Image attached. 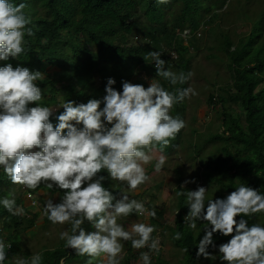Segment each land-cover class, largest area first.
<instances>
[{
  "label": "clouds",
  "instance_id": "clouds-1",
  "mask_svg": "<svg viewBox=\"0 0 264 264\" xmlns=\"http://www.w3.org/2000/svg\"><path fill=\"white\" fill-rule=\"evenodd\" d=\"M240 1H226L222 10L234 4L227 22L240 19ZM156 2L167 4L169 0ZM25 8V3L0 0V61L16 60L25 51V35H34ZM199 31L195 33L197 38ZM187 33L184 31L182 36ZM162 55L152 50L143 59H150L156 77L170 86H187L194 73L166 68ZM169 57L175 59L176 52L170 51ZM147 73L137 67L133 78L144 82L149 80ZM44 78L41 71L19 64L0 66V167L11 184L25 188L22 197L8 192L0 205L11 216H24L25 210L32 212L38 202L35 193L39 191L30 190L35 191L41 184L49 190L58 189L63 193L57 195L59 202L48 198L42 211L52 225L68 226L58 234L65 249L87 257L85 264H121L122 242H130L135 250L147 249L140 252V260L152 264V255L162 250L160 238L153 236L156 226L134 222L125 227L119 221L132 215L156 217V206L148 208L128 193L150 180L152 167L145 165L155 160V173L164 169L168 159L164 150L172 141H179L177 135L186 127L185 120L172 115V111L198 93L191 85L168 90L153 78L147 87L125 79L121 81L122 90H117L116 80L109 77L102 98H91L86 103L67 100L53 108L39 103L44 94L36 82ZM106 180L112 191L105 187ZM190 183L195 184V178L184 180L176 196L185 197L188 211L184 224L193 231L198 222L205 225L196 245V258L219 260L220 264H264V226H249L244 219L264 215V193L239 184L223 198H208L209 187L197 185L195 190H188L186 185ZM86 221L93 231L85 230ZM216 234L230 239L217 245ZM172 239L181 240L182 233L176 231ZM11 247L0 239V264H5L6 249ZM180 251L187 253L188 248ZM43 259V251L14 255L11 264H43ZM60 264H64L63 259Z\"/></svg>",
  "mask_w": 264,
  "mask_h": 264
},
{
  "label": "trees",
  "instance_id": "trees-1",
  "mask_svg": "<svg viewBox=\"0 0 264 264\" xmlns=\"http://www.w3.org/2000/svg\"><path fill=\"white\" fill-rule=\"evenodd\" d=\"M226 1L169 0L167 4H158L156 0H10L13 4H26L24 12L31 17L28 27L34 35H25V51L16 60L0 61V66L19 64L44 73L45 78L36 82L44 94L39 102L43 106L56 108L62 103L58 102L61 98L86 103L93 96L100 99L105 95L109 77L116 80L114 87L122 90L121 81L134 79L137 67L155 75L151 60L143 59L152 50L163 53L161 58L166 61V68L187 73L192 65L191 51L199 52L204 47L203 41L195 35L201 29L200 37L213 41V46H207L206 50L219 52L227 69L226 79L222 80L224 86L217 94L207 97L208 105L218 109L222 126V131L207 141L221 143V146H215V153L202 160L200 147L189 142V149L198 148L199 151L194 174L189 177V180L195 178L196 183H190L186 188L203 180L213 191L209 198H223L239 184H248L264 193V0H241L237 6L242 22L239 25L227 22L234 4L222 10ZM186 30L188 33L183 37ZM170 51L176 52L175 59L169 57ZM211 56L215 55L207 54L208 59ZM134 80L132 83L147 87L142 80ZM156 80L168 90L186 86H170L159 77ZM233 104L238 106V111L231 107ZM184 110L185 103H181L172 113L181 117ZM177 142L172 141L163 154L171 155ZM184 171H176V192L180 191L184 181ZM101 174L107 176L106 172ZM8 182L0 167V199L8 195V187H4ZM104 185L110 189L109 180ZM40 190L49 189L41 184L35 191H30ZM49 191L59 202L57 195L63 193L58 189ZM178 198L176 205L181 211L175 214L172 224L161 223V210H156V217L149 221L175 247L188 248V252L183 253L184 264H200L202 258H196V245L204 234L205 225L198 222L197 230H190L184 224L183 211H188L185 197ZM19 202L16 199L17 205ZM25 212L24 216H11L0 205V239L12 245L10 250L6 249L8 259L5 264H11L14 255L32 254L27 247L22 248V234L36 226L38 213ZM244 219L249 221V226L253 223L264 226V215ZM47 221L45 217L44 223ZM83 227L86 231L94 230L87 221ZM176 231L182 233L181 240L172 239ZM228 239L230 237L214 235L217 245ZM63 243L59 240L51 249L43 246V264H60L61 259L64 264H85L87 257L77 256L74 250L65 249ZM129 243L125 242L121 264L137 261ZM156 263L166 264L161 263L159 257ZM217 264H220L219 260Z\"/></svg>",
  "mask_w": 264,
  "mask_h": 264
},
{
  "label": "rangeland",
  "instance_id": "rangeland-1",
  "mask_svg": "<svg viewBox=\"0 0 264 264\" xmlns=\"http://www.w3.org/2000/svg\"><path fill=\"white\" fill-rule=\"evenodd\" d=\"M233 23L237 25L242 24V22L236 18H233ZM225 28L231 27L226 26ZM199 32L201 34L202 30ZM198 38L203 41L204 47H202L199 52L191 51L193 52V59L189 71L193 72L194 76L187 82L186 86L188 87L191 85L196 90L198 95L184 101L185 110L181 118L185 120L186 127L180 132L179 141L176 143V149H174L175 151L169 156L166 155L168 159L164 169L160 173H155V160H153L152 163L145 165V168L150 165L152 167L150 180L141 185L137 190L128 193L130 198L144 201L146 207L149 206L151 208L152 206H156V210H161L163 212L161 223L165 224H172L177 210L181 211V209H179L176 205L179 200L176 196L175 189L177 178L176 171L180 169L185 170L183 172V180L189 179V177L194 174L195 158L199 150L198 148L189 149V142H193L200 147L201 151L199 152H201L200 156L203 158L202 160H205L206 156L215 153V146H221V143L213 144L207 141L209 137L222 131L221 120L218 117V109H212L211 106L208 105L207 97L210 94H217L218 89L224 86V82H222V80L226 79L227 69L224 66L225 63L221 60L219 52L206 50L207 46H213L212 38ZM210 52L215 56H211L208 59L207 54ZM146 76L149 77V80L143 79L146 86H148V82L151 78L156 79V75H151L150 73H147ZM134 81V79L130 80V82ZM94 97L95 96H93V98ZM62 100V98L58 99V102H63L64 100ZM231 107L238 111V106L236 104H233ZM234 110H232V112H234ZM172 115L174 114L172 113ZM201 145H203V147H201ZM197 185L208 187L207 183L203 180L198 182ZM197 185L189 188L188 190H195ZM119 186L121 185L119 184ZM4 187H8L7 192H14L17 197H22L25 189L22 186L11 184V182L4 184ZM124 190L127 191L126 188H124ZM35 194L38 202H36V207L32 210V212L38 213L36 226L32 230L30 229L31 231L27 230L24 234H22V248L24 249L27 247L31 253L41 251L43 246L48 247L49 249L53 248L59 241V232L68 227L67 225H52L49 221L44 223L45 216L43 215L42 210L45 201L48 198H53L54 202H57L58 199L53 193H50L49 190H45L44 192L39 191ZM49 194L52 197H50ZM211 195H213V191L211 192L209 187L207 197L209 198ZM23 201L25 202L24 198ZM23 205L28 204L24 203ZM186 214L187 211H183V217ZM132 217L133 218L131 219L129 216L119 222L124 224L125 227L134 222L150 223L149 218L145 219V217H139L136 215H133ZM127 219L129 220L127 221ZM44 225L45 227H42ZM159 230L160 229L157 228V232H154L153 236H158L160 238L162 250L158 256L155 254L152 255V264H159L156 263L158 257L161 263L184 264V254L180 251L181 249L175 247L167 239L166 235H160ZM45 233H51V235L48 236L45 235ZM24 241L26 243H24ZM122 243L125 245V242ZM125 249L126 248L124 246V252ZM133 250L138 262L134 260L131 261V264H140V252L147 251V249ZM200 264H217V260L210 261L202 258Z\"/></svg>",
  "mask_w": 264,
  "mask_h": 264
}]
</instances>
